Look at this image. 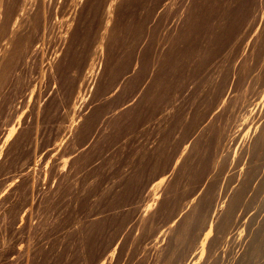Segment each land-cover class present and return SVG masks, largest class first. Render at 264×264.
<instances>
[{
    "label": "rangeland",
    "instance_id": "374dc122",
    "mask_svg": "<svg viewBox=\"0 0 264 264\" xmlns=\"http://www.w3.org/2000/svg\"><path fill=\"white\" fill-rule=\"evenodd\" d=\"M0 264H264V0H0Z\"/></svg>",
    "mask_w": 264,
    "mask_h": 264
},
{
    "label": "bare ground",
    "instance_id": "6f19581e",
    "mask_svg": "<svg viewBox=\"0 0 264 264\" xmlns=\"http://www.w3.org/2000/svg\"><path fill=\"white\" fill-rule=\"evenodd\" d=\"M76 127L78 128V127H80V125L76 124ZM59 168H60V171L63 172L65 169V164L64 163L60 164Z\"/></svg>",
    "mask_w": 264,
    "mask_h": 264
}]
</instances>
